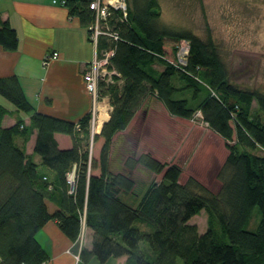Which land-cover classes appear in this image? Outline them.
Wrapping results in <instances>:
<instances>
[{
	"label": "trees",
	"instance_id": "16d2710c",
	"mask_svg": "<svg viewBox=\"0 0 264 264\" xmlns=\"http://www.w3.org/2000/svg\"><path fill=\"white\" fill-rule=\"evenodd\" d=\"M61 1L87 28L90 40L88 28L97 21L90 9L94 0ZM126 2L127 16L111 10L110 36L98 40L99 53L113 52L108 68L119 74L112 83H99L100 98L107 97L112 106L109 121L93 138L104 140L99 159L90 157L91 113L78 122L80 129L39 113L28 126L20 120L4 127L9 112L0 104V264H47L50 255L37 235L50 221L72 242L85 225L92 243L83 252L100 264L124 257L125 264H264V155L258 154L264 152V89L233 81L211 37L204 41L163 23L159 0ZM169 39L175 47L167 45ZM182 41L190 44L186 65L178 63ZM0 46L8 51L19 46L16 30L1 17ZM153 93L173 116L190 119L200 111L226 142L230 154L218 174V193L194 178L182 184L180 168L166 167L147 153L127 159L123 172L110 171L113 138L129 128L143 98ZM0 96L18 112L34 110L16 77L0 78ZM34 131L41 165L15 143ZM56 134L70 136L73 146L59 149ZM140 165L163 176L132 206V173ZM47 202L58 209L51 213ZM257 207L258 230L246 231ZM203 211L208 226L201 233L191 220Z\"/></svg>",
	"mask_w": 264,
	"mask_h": 264
},
{
	"label": "rangeland",
	"instance_id": "374dc122",
	"mask_svg": "<svg viewBox=\"0 0 264 264\" xmlns=\"http://www.w3.org/2000/svg\"><path fill=\"white\" fill-rule=\"evenodd\" d=\"M159 2L163 23L180 32L197 35L204 41L211 37L233 74V81L249 85L252 89H264V0ZM166 42L171 48L177 44L171 39ZM181 46L178 45L179 49ZM158 68L163 69L161 66ZM2 101L5 105H12L7 100ZM103 144V139H90L91 158L99 159ZM141 153L150 154L166 167L180 168L182 184L194 178L214 193H218L221 188L218 174L230 154L224 139L203 121L200 111L190 119L173 116L155 93L143 98L135 120L126 131L119 132L113 138L109 153L110 171L123 172L124 162ZM258 154L264 155V152L258 151ZM162 176L163 171L152 172L141 165L137 166L132 173L136 187L128 196L129 203L138 206L153 186L161 181ZM207 220V214L203 211L191 223L204 233L208 226ZM261 220L262 214L257 207L245 230L256 232ZM86 238L84 229L78 240L80 252L75 259L78 262L81 254L84 255Z\"/></svg>",
	"mask_w": 264,
	"mask_h": 264
},
{
	"label": "crops",
	"instance_id": "0c3cea01",
	"mask_svg": "<svg viewBox=\"0 0 264 264\" xmlns=\"http://www.w3.org/2000/svg\"><path fill=\"white\" fill-rule=\"evenodd\" d=\"M0 17L10 23L19 37L16 51L0 46V78L16 77L34 108L29 114L18 112L13 105H5L2 100L6 99L0 96V104L9 112L3 126H14L20 120L28 126L33 113H39L75 123L77 127L93 107L83 80L87 65L95 57L87 28L53 0H0ZM55 52L59 53V58L45 66L44 60ZM55 139L61 150L73 146L68 135L56 134ZM36 140L37 131H34L27 140L16 137L15 143L34 163L41 165V157L34 153ZM47 205L51 213L58 209L52 202ZM83 227L87 235L84 250L90 251L92 232ZM37 239L50 255L47 264H100L96 258L85 254L84 259L76 261L80 252L78 240H69L55 221H50ZM125 263L124 257L111 259L107 264Z\"/></svg>",
	"mask_w": 264,
	"mask_h": 264
},
{
	"label": "built area",
	"instance_id": "2783aa9c",
	"mask_svg": "<svg viewBox=\"0 0 264 264\" xmlns=\"http://www.w3.org/2000/svg\"><path fill=\"white\" fill-rule=\"evenodd\" d=\"M53 2L54 4L59 3L63 7L65 4V1L61 0H53ZM90 9L93 10L97 16L96 23L88 28L90 31V40L95 48V57L92 62L87 65L83 80L85 89L93 101L91 110V136L93 139L95 135L100 134V128H103L104 124L109 121L112 111L109 99L107 97L100 98L99 83L100 81L112 83L113 76H119L117 72H112L108 68L113 52L101 51V53H99L98 40L103 35L110 36L108 21L111 16V10L120 11L124 15V18L127 16V2L126 0H94L90 2ZM180 44L182 46L177 53L178 63L179 65H186L190 53V44L186 41H182ZM58 58L59 53L55 52L48 56L43 64L47 66L52 60H57ZM96 123L99 125L96 126ZM77 129H80L79 125ZM68 180L72 185L74 184V171L69 174Z\"/></svg>",
	"mask_w": 264,
	"mask_h": 264
}]
</instances>
